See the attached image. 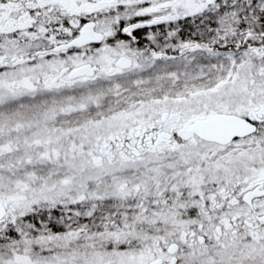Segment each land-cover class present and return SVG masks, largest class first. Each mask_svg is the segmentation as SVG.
<instances>
[{
  "label": "snow or ice",
  "instance_id": "snow-or-ice-1",
  "mask_svg": "<svg viewBox=\"0 0 264 264\" xmlns=\"http://www.w3.org/2000/svg\"><path fill=\"white\" fill-rule=\"evenodd\" d=\"M0 264H264V0H0Z\"/></svg>",
  "mask_w": 264,
  "mask_h": 264
}]
</instances>
